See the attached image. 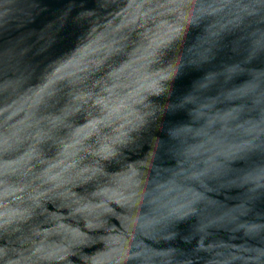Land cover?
Returning a JSON list of instances; mask_svg holds the SVG:
<instances>
[{"label":"clouds","instance_id":"clouds-1","mask_svg":"<svg viewBox=\"0 0 264 264\" xmlns=\"http://www.w3.org/2000/svg\"><path fill=\"white\" fill-rule=\"evenodd\" d=\"M88 2L0 0V96L51 82L88 32L110 26L100 24V11L116 0H94L96 11ZM134 6L150 25L141 43L160 28L174 34L170 45L153 48L156 92L139 105L135 124L106 141L107 153L93 151L98 158L91 167L68 174L69 181L92 182L83 197L65 200L60 185L44 193L78 225L62 231L64 218H52L49 231L60 235L55 255L35 247L20 222L3 212L0 239L9 246L0 247V264H264V0H139ZM205 30L211 38L203 42L204 55L193 59L188 53ZM213 87L222 91L217 99L238 102L236 128L243 135L194 159L193 129L184 128V136L175 129L204 114ZM71 88V95L87 91L85 83ZM10 107H0V116ZM28 199L31 213L44 215L43 205ZM233 240L244 243L236 247Z\"/></svg>","mask_w":264,"mask_h":264},{"label":"water","instance_id":"water-1","mask_svg":"<svg viewBox=\"0 0 264 264\" xmlns=\"http://www.w3.org/2000/svg\"><path fill=\"white\" fill-rule=\"evenodd\" d=\"M138 3L139 0H116L101 10L100 24L111 22L110 26L88 32L75 56L53 70L51 82L46 80L32 91L15 94L9 88L0 96V107L11 105L0 116V145H3L0 146V213L6 212L13 221H19L32 244L53 255L60 235L49 231L55 227L52 218H64L62 231H72L78 225L69 218L67 208H62L59 200L48 199L44 193L60 185L64 199L71 201L91 189V181L83 178L69 181L68 174L91 167L98 158L92 155L93 151L107 153L110 144L106 141L120 136L140 119L139 105L158 88L151 74L153 48L156 45L163 48L174 41L173 32L164 27L150 34V41L141 43L150 25L143 10L134 6ZM85 7L96 11L94 0H89ZM95 19V16L91 18ZM210 38L205 30L188 54L193 59L201 58L203 42ZM80 83L86 84L87 91L69 94L71 86ZM54 89H62L55 98L49 95ZM221 96V90L211 88L204 114L194 118L193 123L175 129L180 136L186 135L184 128L193 129L189 147L194 159L206 158L207 150L213 146L226 149L231 140L243 135L236 128L240 114L234 110L238 102L217 99ZM9 137L12 139L4 144ZM29 195L43 205L44 215L31 213ZM231 243L238 247L244 241ZM8 246L7 238L0 239V247ZM16 247L23 252L19 245ZM44 264L59 262L53 259Z\"/></svg>","mask_w":264,"mask_h":264}]
</instances>
